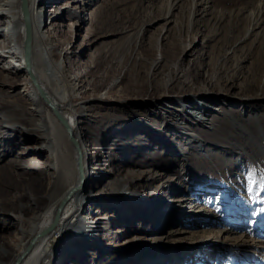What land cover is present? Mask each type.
Returning <instances> with one entry per match:
<instances>
[{
	"label": "rangeland",
	"instance_id": "obj_1",
	"mask_svg": "<svg viewBox=\"0 0 264 264\" xmlns=\"http://www.w3.org/2000/svg\"><path fill=\"white\" fill-rule=\"evenodd\" d=\"M75 1L85 10L83 20L64 12L50 26L51 13L65 0H52L43 9L47 47L62 53L67 73L63 108L81 122L91 150L101 155L91 173L114 165L149 173L126 191L129 201L121 215L129 219L115 225L101 222L119 243L106 246L110 239L95 236L97 250L90 249L92 255L82 264H264V190L248 179L252 170L264 176V0ZM4 67L0 60V153L7 152L2 141L12 143L13 152H7L11 158L41 141L30 129L33 121L27 113L24 93L32 87L22 81L21 72ZM154 71L157 75L150 76ZM166 81L172 83L168 91L176 97L173 103L159 100ZM211 92L219 93L218 100L201 94ZM185 95L192 96L188 103L215 108L209 112L215 129L206 131L201 124L191 131L203 132L202 139L161 126L159 117H143L164 104L186 105ZM249 97L253 99L242 102ZM34 157L45 161L48 151ZM15 171L8 160L0 161L2 249L18 231L21 215L32 212L21 209L22 204L30 206L31 196L24 182L13 180ZM107 175L103 183L115 176ZM103 186L94 187L91 197L99 199ZM35 192L34 202L45 207L44 191L38 187ZM182 195L188 197L185 202L178 200ZM105 196L110 200L111 193ZM146 200L160 203L159 212H148L149 207L133 212ZM105 201L93 203L85 213L91 219L102 213L118 216L116 207L103 210ZM190 202L211 208L213 215L198 206L191 209ZM145 213L154 216L142 218ZM133 225L146 230V239L125 243L136 232L120 229ZM143 243L146 247H135ZM57 247L59 255L67 246ZM142 255H148L146 263ZM93 256L101 258L96 262ZM109 256L116 259L105 263Z\"/></svg>",
	"mask_w": 264,
	"mask_h": 264
},
{
	"label": "bare ground",
	"instance_id": "obj_2",
	"mask_svg": "<svg viewBox=\"0 0 264 264\" xmlns=\"http://www.w3.org/2000/svg\"><path fill=\"white\" fill-rule=\"evenodd\" d=\"M51 1L0 0V46L4 49V54L0 56V60L4 63L6 72H21L23 76L22 81L25 80L32 87L31 92L24 93L30 109V111L26 112L33 121L30 123V129L36 131L37 139L41 141V144L33 146V149L29 147L24 148L11 158H9L7 152H13V144L4 143L5 140L2 141V144L7 146V152L0 153V161L8 160V164L11 165L14 171L16 169L15 172L18 173V177L14 176L13 180H16V183L24 182L26 188L30 191V206H26L25 203L22 204L23 207L21 209L25 213L26 210L31 208L32 212L31 215L25 216L19 210L20 214H22L20 226L18 227V231L5 241L7 247L2 249L0 246V264H82L81 261L83 259L85 261L92 255L89 252L90 249L97 250V247H95V236L101 237L104 235L102 236L103 238L107 237V239L111 240L110 243H106V246H114L111 244H114V241L119 243L118 240H115L113 237L110 238L111 235L106 234V229L103 228L101 222L115 225L121 222V220H128L127 216L121 215L124 211V204L129 201L126 191L131 186L136 188L138 181L143 176L149 177L148 171L143 172L141 169L134 168L121 169L115 165L112 169H106L101 173H91V168H95L96 163L101 162V155L99 152L91 150L89 136L83 129L81 122L74 115H68L64 110L63 102L64 98H66V89L63 81L67 73L63 66L62 53L54 52L51 48L47 47L49 32L44 29L45 23L44 25L42 24L43 16L45 15L43 9ZM75 2V0H65L58 9L56 7V10L51 13L52 19L48 24L50 26L54 25L55 21L63 17L64 12L76 14L78 20H81V18L83 20L85 18L82 16L84 9L77 7ZM2 19H6L7 23L1 25ZM26 23H28L30 31L29 68L25 62L23 52L24 26ZM54 58L58 60L57 63H54ZM158 68V64H156L154 69ZM30 73L35 77L38 86L45 92L51 104H48L42 98L30 77ZM155 75L157 73L154 71L153 75L150 76L154 77ZM154 83L151 86H155L156 84L154 85ZM171 88V81H166L163 87L165 91L159 95L160 101L164 99L171 100L169 103L175 102L172 100H175L176 97L168 91ZM20 92L23 91L20 90ZM201 94L211 100H218L219 98V93L217 92ZM184 98L187 102L184 106L170 107V105L164 104V106L143 114V117L145 120H154L153 117H159L160 119L157 122L161 126L178 128L182 134H188L194 139H202L203 132H197L198 134H196L191 131L193 127L197 125L201 126V124L205 126L206 131L215 129L209 113L215 108L211 105L212 103H204L203 105L188 103L190 102L188 98H192L191 95H185ZM252 99L251 97L243 98L242 102ZM51 105L63 116L66 123L56 117ZM181 115L187 116L185 120H180L179 116ZM0 116L3 117L4 115L0 114ZM15 125V122L10 123L11 127ZM244 128L250 130L248 127ZM41 150L48 151V159L45 161H38L34 157L40 155ZM198 156L199 154H197ZM36 162L38 165H34ZM110 173H113L115 176L103 183L102 181ZM126 184L130 186L126 187ZM189 184L190 179H186L184 185L188 187ZM101 185L104 186L97 193L99 199L91 197L93 188L100 187ZM38 187H41L44 191L42 198L45 200V207L38 206L37 201L34 202L36 200L34 199V194H36L35 189ZM105 191L108 194L111 193L110 200L105 196L108 195L104 193ZM185 196L182 195L178 200L185 202L188 199ZM17 199L15 197V200ZM100 199L106 200L103 210L105 208L107 210L111 207H116L118 216H112L111 213H102L92 216L93 218L91 219L87 215V211L85 213V208L91 209L93 203L98 205ZM189 205L191 209L198 206L193 202H190ZM139 206L133 212L140 209L144 210L143 207H149L150 210L147 211L154 213L159 212V208L162 207L158 202L150 203L147 200L140 203ZM198 207L205 210L206 213L208 212L210 215H213L211 208L208 209L204 205H199ZM2 209H4L3 202L0 201V210L2 211ZM149 214L145 213L142 218L154 216H147ZM139 218L141 217L136 219ZM137 227L133 225L129 230L125 228L120 229L122 233L136 232L132 238L125 240V243L135 242L133 240L136 238L146 239V230H143V228L137 230ZM56 236H59V240H56ZM138 242L136 241L135 243ZM58 244L60 246H67L66 250L60 252L59 255L57 254ZM139 245H141L140 247H146L145 243L135 244V247ZM103 250L106 249L103 248ZM109 250L111 249H107V254L110 252ZM147 257L148 255L140 257L143 263L147 262ZM100 258V256L92 257L96 262ZM115 259V257L109 256L105 263Z\"/></svg>",
	"mask_w": 264,
	"mask_h": 264
},
{
	"label": "water",
	"instance_id": "obj_3",
	"mask_svg": "<svg viewBox=\"0 0 264 264\" xmlns=\"http://www.w3.org/2000/svg\"><path fill=\"white\" fill-rule=\"evenodd\" d=\"M23 52H24L25 62L27 63V66L29 68L30 67V64H29V59H30V31H29L28 23H26L25 26H24ZM30 77H31L33 83L35 84V86L37 87V90L39 91V93L42 96V98L48 104H51V103H49L45 92L38 86L35 77L31 73H30ZM51 107H52L53 112L55 113L56 117L59 120H61L62 122H65L63 116L52 105H51Z\"/></svg>",
	"mask_w": 264,
	"mask_h": 264
},
{
	"label": "snow or ice",
	"instance_id": "obj_4",
	"mask_svg": "<svg viewBox=\"0 0 264 264\" xmlns=\"http://www.w3.org/2000/svg\"><path fill=\"white\" fill-rule=\"evenodd\" d=\"M248 179L250 181L251 186H259L262 190H264V176H257L254 170L248 173Z\"/></svg>",
	"mask_w": 264,
	"mask_h": 264
}]
</instances>
